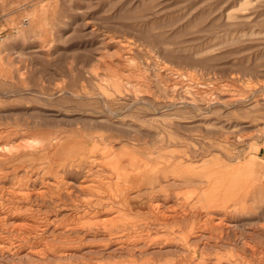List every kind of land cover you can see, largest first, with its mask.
I'll return each mask as SVG.
<instances>
[{
  "label": "rangeland",
  "instance_id": "1",
  "mask_svg": "<svg viewBox=\"0 0 264 264\" xmlns=\"http://www.w3.org/2000/svg\"><path fill=\"white\" fill-rule=\"evenodd\" d=\"M0 11V264H264V0ZM169 160L190 182L139 185ZM52 186L10 214V193Z\"/></svg>",
  "mask_w": 264,
  "mask_h": 264
},
{
  "label": "bare ground",
  "instance_id": "2",
  "mask_svg": "<svg viewBox=\"0 0 264 264\" xmlns=\"http://www.w3.org/2000/svg\"><path fill=\"white\" fill-rule=\"evenodd\" d=\"M18 141V140H17ZM25 141V140H24ZM23 141V142H24ZM23 142H22V144H23ZM25 143V142H24ZM58 144H59V142H58ZM13 145H15V143L13 144ZM26 145H28L29 146V148H32L33 150H38V149H40V147L43 145V141H41V140H35V138H34V140H32L31 142L29 141H27L26 142ZM20 147H22V146H20V145H16V146H8V145H6V146H4V147H2L3 148V150L6 152V153H8V155H12V154H14V153H16V151H19L18 149L20 148ZM25 149V148H24ZM73 149V148H72ZM29 150V149H28ZM28 150H26V151H28ZM29 151H31L32 152V150H29ZM25 152V151H24ZM36 152V151H35ZM104 152V151H103ZM122 152V151H121ZM26 153V152H25ZM105 153V152H104ZM110 152H107L106 151V153H105V155H108ZM115 153V152H114ZM59 154H60V152H59ZM113 154V153H112ZM112 154H109V156L110 155H112ZM11 157V156H10ZM106 157V156H105ZM112 157H114V156H112ZM112 157H111V159H112ZM120 157V156H119ZM152 157V156H151ZM150 157V158H151ZM13 158V157H12ZM110 158V157H109ZM109 158H108V160H109ZM105 159V158H104ZM110 159V160H111ZM116 159H118V158H116ZM151 159H153V158H151ZM156 159V158H155ZM155 159H153V160H155ZM12 160V159H11ZM81 161V160H80ZM112 161V160H111ZM146 161H148V160H146ZM86 162V161H85ZM109 162V161H108ZM107 162V163H108ZM144 162V161H143ZM149 162V161H148ZM155 162V161H154ZM158 162H160V161H158ZM177 162V161H176ZM99 163H101V162H99ZM136 163V162H135ZM88 164V163H87ZM109 164V163H108ZM150 164V163H149ZM101 165V164H100ZM127 165V164H126ZM155 165V164H154ZM162 165V164H161ZM91 166V165H90ZM166 168L164 169V170H156V169H153V170H151L150 168H148V165H146V164H142V166H140V174L139 173H136V174H139V176H141L142 177V179H141V181H140V186L142 185V184H144L145 186H147L146 188L147 189H150V190H152V193H153V190H154V188H155V186L156 185H158V183H159V181H158V173L157 172H163V174H164V177H167V176H172L173 177V182H174V180L176 181V182H183V183H188V182H190V168L189 167H182V165L181 164H177V163H173V162H171L170 160L169 161H166ZM103 167V166H102ZM121 168V167H120ZM139 168V167H138ZM138 168H137V170H138ZM160 168V167H159ZM134 173H135V171H133ZM39 174V173H38ZM135 174V175H136ZM157 174V175H156ZM162 174V175H163ZM133 175V174H132ZM134 175V176H135ZM161 175V176H162ZM37 177H39V176H37ZM29 178V177H28ZM57 179H59V178H57ZM136 179V178H135ZM170 178H168V180H169ZM28 180V179H27ZM31 180V179H30ZM60 180V179H59ZM61 180H63V177H62V179ZM70 180V179H69ZM107 180V179H106ZM123 180V179H122ZM164 180V179H163ZM167 180V179H166ZM19 181V180H18ZM34 181V180H33ZM55 181H57V180H55ZM75 180H73V182H74ZM129 181V180H128ZM131 181V180H130ZM139 181V180H138ZM172 181L171 182H169V183H172ZM61 182V181H60ZM119 182H121V181H119ZM168 182V181H167ZM176 182H174V184L176 183ZM43 183V182H42ZM66 183V182H65ZM129 183V182H128ZM37 184V183H36ZM114 184V183H113ZM122 184H124V183H122ZM127 184V183H126ZM135 184V183H134ZM133 184V185H134ZM51 185V184H50ZM63 185V184H62ZM66 185H68V182H67V184ZM72 185V184H71ZM70 185V186H71ZM91 185V184H90ZM118 185V184H117ZM166 185V184H165ZM164 185V186H165ZM167 185H168V183H167ZM46 186V185H45ZM74 186V185H73ZM72 186V187H73ZM77 187H78V185H76ZM76 186H74V187H76ZM125 186V185H124ZM53 188H48V187H43L44 188V190H41L40 192H25V191H23V192H12V193H10V195H9V198L8 199H5V200H7V202L9 203H7V206H9V209H10V214H13V215H16L17 216V219L18 220H23V221H25L28 217L27 216H29V215H27L26 214V212H23V208H25V207H27V205H29V204H32V202H34L35 200L36 201H38V200H42V201H49L50 200V202L51 201H58L59 199H60V197L62 196L61 195V190H60V188H57V187H54V186H52ZM127 187V186H126ZM132 187V186H131ZM162 187V186H161ZM2 188V187H1ZM16 188V187H15ZM26 188V187H25ZM117 188H118V186H117ZM139 188V187H138ZM163 188V187H162ZM171 188V187H170ZM10 189V188H9ZM12 189V188H11ZM21 189V188H20ZM23 190H24V188H22ZM128 189V188H127ZM157 189V188H156ZM159 189V188H158ZM161 189V188H160ZM168 189V188H167ZM70 190V189H69ZM87 190V189H86ZM129 190V189H128ZM162 190V189H161ZM39 191V190H38ZM149 191V190H148ZM155 191V190H154ZM157 191V190H156ZM164 191V190H163ZM130 192V191H129ZM3 193V192H2ZM7 193V192H6ZM165 193V192H164ZM132 193H130V195H131ZM157 194V193H156ZM117 196H119V195H117ZM148 196H149V194H148ZM157 196V195H156ZM167 197V196H166ZM1 198V197H0ZM6 198V197H5ZM92 200V199H91ZM1 202H3V201H1ZM0 202V203H1ZM121 202V201H120ZM125 202V201H124ZM127 202V201H126ZM125 202V203H126ZM45 203V202H44ZM117 203H118V201H117ZM131 203V202H130ZM24 204V205H23ZM104 204V203H103ZM122 204H123V202H122ZM124 206V205H123ZM130 206V205H129ZM163 206V205H162ZM2 208V207H1ZM126 208H128V207H126ZM164 209V208H163ZM3 211V210H2ZM110 211V210H109ZM151 211V210H150ZM164 211V210H163ZM123 212V211H122ZM3 213V212H2ZM6 213V212H5ZM119 213V212H118ZM156 213V212H155ZM116 214V213H115ZM124 214V213H123ZM2 215V214H1ZM103 216V215H102ZM166 216V215H165ZM53 217V216H52ZM118 217V216H117ZM168 217V216H167ZM166 217V218H167ZM1 218V217H0ZM2 218H4L3 216H2ZM1 218V219H2ZM97 218V217H96ZM99 218H101V217H99ZM108 218V217H107ZM169 218V217H168ZM171 218V217H170ZM6 219V218H5ZM9 219H10V217H9ZM154 219V218H153ZM160 219V218H159ZM108 220V219H107ZM115 220V219H114ZM176 220V219H175ZM174 220V221H175ZM2 221V220H1ZM0 221V223H2ZM6 221V220H5ZM36 221H38V220H36ZM103 221V220H102ZM104 221H106V220H104ZM119 221V220H118ZM117 221V222H118ZM157 221V220H156ZM162 221H164V219L162 218ZM19 222V221H18ZM99 222V221H98ZM101 222V221H100ZM109 221H107V223H108ZM120 222V221H119ZM154 222V221H153ZM152 222V223H153ZM158 222V221H157ZM156 222V223H157ZM165 222V221H164ZM102 223V222H101ZM161 224H164V223H162V222H160ZM21 224V223H20ZM104 224V223H103ZM109 224H111V223H109ZM154 224V223H153ZM158 224V223H157ZM156 224V225H157ZM219 224V223H218ZM25 225V224H24ZM106 225V224H105ZM21 226V225H20ZM112 226V225H111ZM18 227V226H17ZM108 227V226H107ZM215 227V226H214ZM21 228V227H20ZM19 228V229H20ZM76 228V227H75ZM15 229V228H14ZM24 230V232L26 231V229H23ZM21 231H22V229H21ZM72 231H75L74 229L72 230ZM28 232V231H27ZM26 232V233H27ZM21 234H22V232H21ZM23 234H25V233H23ZM18 235H20V233H18ZM26 235V234H25ZM18 237V236H17ZM12 238V237H11ZM18 239V238H17ZM21 240H23L24 241V236H23V239H21ZM20 240V241H21ZM128 248V247H127ZM70 251V250H69Z\"/></svg>",
  "mask_w": 264,
  "mask_h": 264
},
{
  "label": "built area",
  "instance_id": "3",
  "mask_svg": "<svg viewBox=\"0 0 264 264\" xmlns=\"http://www.w3.org/2000/svg\"><path fill=\"white\" fill-rule=\"evenodd\" d=\"M3 14L0 11V21L2 20ZM2 39V32H0V40Z\"/></svg>",
  "mask_w": 264,
  "mask_h": 264
},
{
  "label": "crops",
  "instance_id": "4",
  "mask_svg": "<svg viewBox=\"0 0 264 264\" xmlns=\"http://www.w3.org/2000/svg\"><path fill=\"white\" fill-rule=\"evenodd\" d=\"M2 13V12H1ZM0 23H1V21H0ZM1 32V31H0Z\"/></svg>",
  "mask_w": 264,
  "mask_h": 264
}]
</instances>
